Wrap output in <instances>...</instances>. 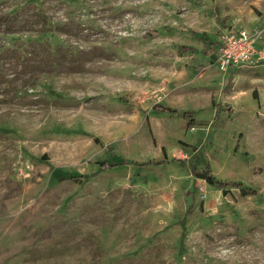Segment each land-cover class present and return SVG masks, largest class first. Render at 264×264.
I'll return each mask as SVG.
<instances>
[{"label": "rangeland", "instance_id": "obj_1", "mask_svg": "<svg viewBox=\"0 0 264 264\" xmlns=\"http://www.w3.org/2000/svg\"><path fill=\"white\" fill-rule=\"evenodd\" d=\"M232 29L264 53V0H0V264H264V60L221 71Z\"/></svg>", "mask_w": 264, "mask_h": 264}, {"label": "built area", "instance_id": "obj_2", "mask_svg": "<svg viewBox=\"0 0 264 264\" xmlns=\"http://www.w3.org/2000/svg\"><path fill=\"white\" fill-rule=\"evenodd\" d=\"M256 35L244 29H232L219 38L217 65L221 71L240 68L264 60V53L257 50Z\"/></svg>", "mask_w": 264, "mask_h": 264}, {"label": "trees", "instance_id": "obj_3", "mask_svg": "<svg viewBox=\"0 0 264 264\" xmlns=\"http://www.w3.org/2000/svg\"><path fill=\"white\" fill-rule=\"evenodd\" d=\"M183 51L186 52L187 51V48H184ZM43 159H46V158L44 157ZM102 166L105 167L106 166L105 163H102ZM202 178L205 179L207 183H210L212 185H215L220 190H223L224 193L227 192V190L225 189L227 187L226 186L227 184H225L223 182H218L217 180H215V178L211 176V174H210V172L208 170H206L205 175L202 176ZM71 179H73L74 181H77L78 180V178H76V177H73ZM235 185H236V187H242L240 184H235ZM245 193H248V192H245Z\"/></svg>", "mask_w": 264, "mask_h": 264}, {"label": "crops", "instance_id": "obj_4", "mask_svg": "<svg viewBox=\"0 0 264 264\" xmlns=\"http://www.w3.org/2000/svg\"><path fill=\"white\" fill-rule=\"evenodd\" d=\"M263 62H260L259 64H262ZM257 67V66H256Z\"/></svg>", "mask_w": 264, "mask_h": 264}]
</instances>
